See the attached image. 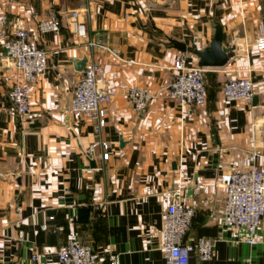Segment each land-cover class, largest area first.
<instances>
[{"label": "crops", "instance_id": "0c3cea01", "mask_svg": "<svg viewBox=\"0 0 264 264\" xmlns=\"http://www.w3.org/2000/svg\"><path fill=\"white\" fill-rule=\"evenodd\" d=\"M0 14L8 23L0 31L23 28L46 54L29 89V114L19 118L6 98L16 75L1 60L0 39V264H30L31 253L55 264L70 236L100 261L113 253L118 264H164L160 229L174 199L194 209L184 240L214 239L211 257L190 253L192 263L264 264V218L253 244L221 223L222 176L247 170L253 149L263 153L257 164L264 171V105L221 92L227 78L250 79L254 91L264 79V50L253 45L264 0H0ZM48 16L58 31L38 32V19ZM215 24L228 60L203 67L204 106L181 107L167 96L173 61L183 54L186 66H196L192 50L208 45ZM98 37L117 57L88 47ZM82 57L98 64L100 87L116 90L101 109L98 137L108 149L96 162L81 153L95 139L94 122L68 110L81 74L73 61ZM129 86L154 93L144 112L131 109L123 95ZM81 207L88 208L83 221Z\"/></svg>", "mask_w": 264, "mask_h": 264}, {"label": "built area", "instance_id": "2783aa9c", "mask_svg": "<svg viewBox=\"0 0 264 264\" xmlns=\"http://www.w3.org/2000/svg\"><path fill=\"white\" fill-rule=\"evenodd\" d=\"M12 2L14 0H6ZM77 12H71L76 18ZM7 20L0 14V26H6ZM59 22L53 17H42L36 23L40 33L56 32ZM79 31V30H78ZM77 31V32H78ZM1 60L13 66L16 81L6 92L10 110L19 118H25L30 111L29 89L39 72L46 66V54L43 48L29 39L23 28H11L6 33L0 31ZM90 49L109 50L117 57L116 50L109 49L101 38L87 41ZM257 50H264V26L258 25L257 34L253 38ZM173 75L167 85V96L181 107L201 108L205 103L203 67L186 66L184 55H179L171 66ZM81 74L71 89L68 110L80 114L94 122L95 139L81 148L86 160L102 161L108 141L98 137L104 125L101 117L102 106L110 102L116 94L113 88H102L98 85L100 68L93 58H86ZM258 90L254 91L252 82L247 78H227L221 84V92L226 100H243L252 103L256 96L257 102L264 105V79L260 80ZM123 95L131 109L142 113L154 98L148 88L129 86L124 88ZM259 149L249 153V167L243 171H230L221 178L224 185V196L221 207V223L243 230V241L253 244L258 240V228L264 218V171L257 164V157L262 156ZM177 191V189L175 190ZM193 207L171 200L165 207L160 229L159 249L164 257V264H196L190 261L193 253L198 261L211 257L214 239L207 236L195 237L191 241L184 240L190 227ZM30 264H46L36 253L30 254ZM55 264H118L113 253H108L99 260L98 254L91 245L75 236L68 237L56 251Z\"/></svg>", "mask_w": 264, "mask_h": 264}, {"label": "water", "instance_id": "95a60500", "mask_svg": "<svg viewBox=\"0 0 264 264\" xmlns=\"http://www.w3.org/2000/svg\"><path fill=\"white\" fill-rule=\"evenodd\" d=\"M223 34L222 28L219 24H215L213 26V34L207 46L202 49L196 50L193 49L192 53L196 56L197 62L196 66L198 67H222L226 64L229 54L225 46L222 44ZM171 45L180 50L181 52L185 51V46L183 43L178 42L176 40H170ZM85 62V58L82 57L79 60L73 61L74 69L81 71L83 63ZM257 98L253 97L252 103L256 104ZM37 122L35 120L29 123V126L35 127L37 126ZM91 166L93 162L90 161ZM76 218L79 221H83L86 219L88 214L87 207L78 208L76 211Z\"/></svg>", "mask_w": 264, "mask_h": 264}]
</instances>
